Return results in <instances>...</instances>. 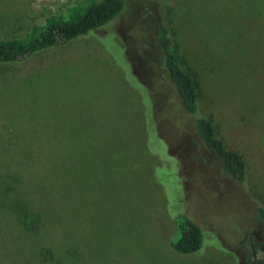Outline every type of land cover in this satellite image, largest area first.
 <instances>
[{
  "label": "rangeland",
  "instance_id": "obj_1",
  "mask_svg": "<svg viewBox=\"0 0 264 264\" xmlns=\"http://www.w3.org/2000/svg\"><path fill=\"white\" fill-rule=\"evenodd\" d=\"M81 1L0 0V40ZM126 2L99 30L0 65V264H42L44 248L59 264H264V0ZM160 24L200 115L247 163L243 183L197 134L163 66ZM181 215L204 232L196 254L171 247Z\"/></svg>",
  "mask_w": 264,
  "mask_h": 264
},
{
  "label": "trees",
  "instance_id": "obj_2",
  "mask_svg": "<svg viewBox=\"0 0 264 264\" xmlns=\"http://www.w3.org/2000/svg\"><path fill=\"white\" fill-rule=\"evenodd\" d=\"M127 7L126 0H83L72 6L64 15L48 18L43 25L33 27L21 38L0 40V65L22 63L32 56L55 48L97 31L115 21ZM157 44L163 66L174 84L187 113L192 117L195 129L203 143L219 160L224 171L239 183L246 180L248 166L241 154L229 150L217 133L211 118L199 112L198 86L192 75L184 68L172 30L167 24L157 29ZM18 206L19 219L28 232L40 233V218L27 222V208ZM258 217L264 224V207L258 208ZM23 219V220H22ZM179 239L171 247L184 256L198 253L204 244L202 228L186 215L176 219ZM57 251V250H56ZM44 248L40 254L42 264H59L61 254Z\"/></svg>",
  "mask_w": 264,
  "mask_h": 264
}]
</instances>
